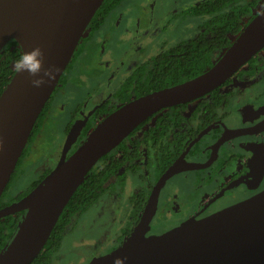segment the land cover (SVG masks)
<instances>
[{
  "label": "water",
  "instance_id": "obj_1",
  "mask_svg": "<svg viewBox=\"0 0 264 264\" xmlns=\"http://www.w3.org/2000/svg\"><path fill=\"white\" fill-rule=\"evenodd\" d=\"M103 1L0 0V50L10 41L24 50L38 46L44 66L56 69L55 77L39 88L31 85L26 74L14 71L0 94V196L39 114ZM263 49L264 7L210 68L124 103L99 121L67 156L85 123L75 122L56 166L25 196L0 209V219L24 212L0 251V264H30L37 257L89 171L138 126L161 110L192 102L222 86ZM178 168L179 161L159 178L139 221L122 243L87 264H114L116 258L123 264H264V190L206 218L144 239L160 188Z\"/></svg>",
  "mask_w": 264,
  "mask_h": 264
},
{
  "label": "flooded vegetation",
  "instance_id": "obj_2",
  "mask_svg": "<svg viewBox=\"0 0 264 264\" xmlns=\"http://www.w3.org/2000/svg\"><path fill=\"white\" fill-rule=\"evenodd\" d=\"M263 7L264 0L259 1L256 7L251 9L250 14L253 16L242 19L241 30ZM186 16L189 15H184L181 12L179 16L172 14L170 17L173 20ZM192 17L201 18V22L197 23L199 26L195 28L196 31L192 37L194 38L203 31V23L208 20L209 16ZM104 22L92 33L86 30V34L77 45L78 53L74 59L73 54L70 60L72 62L63 80V83L68 81L70 72L75 67L74 62L85 56L90 47L95 48L97 57L94 66L99 67L98 73L94 75H88L85 71L78 73L76 75L78 91H72L69 98H66V102H73L80 90L82 93L87 88H93L98 94L84 93L85 99L75 106L68 121L60 126L58 138L62 137V139L57 145L58 150L56 154L51 147L48 151V154H51L50 158L55 157L57 163L64 140L75 122L84 121L85 123L67 156L82 143L87 133L106 115L136 98L132 96L128 101L120 103L114 97V93L120 89L124 80L131 76L133 70L142 68L141 66L151 69L153 59L160 53L178 45L163 50L165 48L163 44L161 47L157 46L158 51L161 50L160 52H150L151 54L147 51L146 53L142 52L141 57L133 59L132 65L126 67L125 64L129 60L125 61L120 65V67L123 65V70L114 73L120 67L112 69L113 73L110 76L106 75L104 79L103 76L108 68V64L104 60ZM194 27L195 25L189 28ZM239 33L236 36H230L229 42L224 48L214 53V62L231 45ZM181 43L184 42L179 44ZM252 59L251 64H248V61L236 74L218 87L219 89L217 88L218 91L214 99L208 97L207 94L192 102L180 104L183 107L177 105L171 109L161 110L156 113L155 117L147 119L138 126L122 142L119 151L115 153L122 161L118 171L122 180L116 183V178H109L104 184L102 197L95 204L101 202L110 211L114 210L110 208L117 204L120 208L119 212L123 211L122 216L127 218L126 222L131 227L127 228L125 222V226L123 225L118 234L111 239L109 247L103 255L117 248L130 234L139 221L153 187L166 169L177 161H179L178 171L168 177L160 188L156 208L144 239L161 235L189 220L206 218L227 207L250 199L264 190V49ZM98 78H101V83L93 84V81ZM108 83L112 89L100 94L99 89ZM94 94L98 97L90 96ZM48 107L51 110L52 104H48ZM167 115L173 117L167 118ZM259 124L260 127H257ZM87 127L89 129L85 132ZM28 141L29 138L27 143ZM27 143L21 154L23 156L28 147ZM126 152H133V157L126 156ZM109 157L111 158V154ZM50 170H45L33 184L37 185ZM179 180H183V184L177 185ZM31 189L21 197L13 198H7L4 190L0 196V209L18 201ZM110 190L115 194L109 193ZM111 216L114 217L115 214ZM52 259L53 257L51 261Z\"/></svg>",
  "mask_w": 264,
  "mask_h": 264
},
{
  "label": "rangeland",
  "instance_id": "obj_3",
  "mask_svg": "<svg viewBox=\"0 0 264 264\" xmlns=\"http://www.w3.org/2000/svg\"><path fill=\"white\" fill-rule=\"evenodd\" d=\"M200 1L202 0L121 1L106 18L103 26L104 60L108 64L104 79L106 75L110 76L113 73L112 69L120 67L125 61L129 60L125 64L126 67L132 65L133 59L141 57L142 52L155 53L158 51V47L163 44L165 46L163 50H165L191 39L201 18L186 16L171 20L170 16L172 14L179 16L184 9L192 7ZM193 25H195L194 28H189ZM96 57L95 48L90 47L85 56L74 62L75 67L72 68L68 81L61 84L54 92L49 102V105L52 104V109L47 108L40 128L32 141L29 142L17 170L21 173L19 176L17 175L18 177L16 176L17 178H13L5 191L7 198L21 197L45 170L48 171L56 165L55 157L50 158L51 154H48V151L50 147L53 152L55 150V154L58 150L57 145L62 139V137L58 138L60 126L68 121L75 106L85 99L84 93H97V91L87 88L88 90L85 89L81 93L80 90L73 102L69 103L66 102V98H69L72 91H78L79 86L76 84L78 73L82 71L88 75L98 73L99 67L94 66ZM123 69L122 65L114 73ZM96 83H101V78L93 81V84ZM110 89L112 88L109 83L102 85L99 93L104 94ZM90 96L98 97L95 94ZM183 182V180H179L177 185H181ZM109 193L115 194L111 190ZM100 204L101 202L93 205L85 214L74 218L64 232L59 249L54 254L51 264H86L105 253L111 239L118 234L123 225L125 226L127 218L122 216L123 211L119 212L120 208L117 204L110 208L114 209L111 211L106 205ZM112 214L115 216L112 217ZM126 227L130 228L131 225L127 223Z\"/></svg>",
  "mask_w": 264,
  "mask_h": 264
},
{
  "label": "trees",
  "instance_id": "obj_4",
  "mask_svg": "<svg viewBox=\"0 0 264 264\" xmlns=\"http://www.w3.org/2000/svg\"><path fill=\"white\" fill-rule=\"evenodd\" d=\"M121 1L123 0H104L95 12L86 30L92 33L99 28L110 12L115 10ZM259 1L261 2L262 0H204L185 9L183 11L184 15L209 16L208 20L203 23V31L187 42L178 44L172 49L160 53L153 59V67L151 69L141 66L142 68L133 70L131 76L125 79L120 89L114 93V97L120 103H124L131 99L132 96H141L160 88L179 84L201 74L213 64L214 53L224 48L226 43L229 42L230 36H236L240 32L242 19L253 16V14H250V11L256 7ZM86 30L84 35L86 34ZM19 50L20 48L15 41L8 42L0 50V94L14 73L12 64ZM77 53L78 48L74 53L73 59ZM252 60L248 64H251ZM70 63L60 77L49 100L60 84L63 83ZM218 89L212 91L207 96L214 99ZM48 104L47 102L39 114L30 133L27 145L32 141L40 128ZM155 115L150 118L155 117ZM166 117L172 118L173 116L167 115ZM88 129L89 127L85 129V132ZM121 144L102 157L89 171L60 214L43 249L30 264H50L51 258L54 252L58 250L62 236L72 219L81 215L99 201L104 192V184L109 178L114 177L116 178V183L121 182L122 176L118 175V171L122 165V161L115 154L119 151ZM110 154L111 158L109 157ZM133 155V152H126V156L129 158L133 157ZM22 157L23 155L19 158L5 191L13 178L18 175L19 172L17 170L21 164ZM35 185L36 183L30 189ZM22 214L23 212H20L0 219V251L11 239L13 232L21 220Z\"/></svg>",
  "mask_w": 264,
  "mask_h": 264
},
{
  "label": "clouds",
  "instance_id": "obj_5",
  "mask_svg": "<svg viewBox=\"0 0 264 264\" xmlns=\"http://www.w3.org/2000/svg\"><path fill=\"white\" fill-rule=\"evenodd\" d=\"M12 67L17 74L24 73L30 77V83L35 88H39L47 81L52 80L56 74L54 67L44 66V53L38 46L28 50H24L21 46ZM114 264H123V261L116 258Z\"/></svg>",
  "mask_w": 264,
  "mask_h": 264
}]
</instances>
